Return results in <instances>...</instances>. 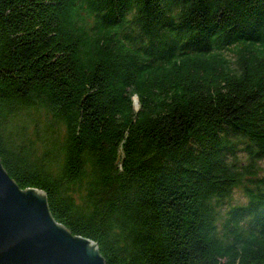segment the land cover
<instances>
[{"label": "trees", "instance_id": "obj_1", "mask_svg": "<svg viewBox=\"0 0 264 264\" xmlns=\"http://www.w3.org/2000/svg\"><path fill=\"white\" fill-rule=\"evenodd\" d=\"M0 162L104 264H264V0H0Z\"/></svg>", "mask_w": 264, "mask_h": 264}, {"label": "water", "instance_id": "obj_2", "mask_svg": "<svg viewBox=\"0 0 264 264\" xmlns=\"http://www.w3.org/2000/svg\"><path fill=\"white\" fill-rule=\"evenodd\" d=\"M0 264L104 262L94 241L53 219L42 190L19 188L0 162Z\"/></svg>", "mask_w": 264, "mask_h": 264}, {"label": "rangeland", "instance_id": "obj_3", "mask_svg": "<svg viewBox=\"0 0 264 264\" xmlns=\"http://www.w3.org/2000/svg\"><path fill=\"white\" fill-rule=\"evenodd\" d=\"M222 56L228 61V64H232L234 61L235 54H233L229 50H222L221 51ZM13 126L5 127V131H9V133L15 137L19 135V129H16L15 127L19 126V123L12 124ZM31 128H26V133L28 134L30 132ZM240 153V151H238ZM238 157L240 159H243V156L241 154H238ZM260 164H264L263 162H260ZM232 202L240 203L243 201L242 194L239 192L238 189H234L232 192Z\"/></svg>", "mask_w": 264, "mask_h": 264}]
</instances>
